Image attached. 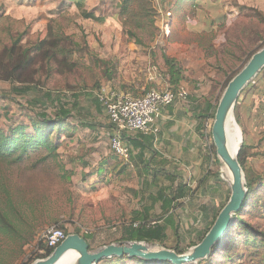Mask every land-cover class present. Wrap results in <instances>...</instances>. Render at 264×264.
Instances as JSON below:
<instances>
[{"label": "rangeland", "instance_id": "rangeland-1", "mask_svg": "<svg viewBox=\"0 0 264 264\" xmlns=\"http://www.w3.org/2000/svg\"><path fill=\"white\" fill-rule=\"evenodd\" d=\"M79 1L0 0V129L9 134L23 125L33 132L32 121L40 116L71 113L69 129L52 137L61 143L57 155L43 148L31 151L20 163L0 158V218L5 215L12 223L9 235L0 231V264L45 259L44 235L51 228L70 234L79 230L90 237L95 251L127 241L124 231L135 222L155 224L159 188L168 182H152L153 176L142 178L133 171L116 177L124 162L111 149L112 125L96 100L99 88L143 95L153 88V73L167 74L165 54L179 63L187 82L216 87L218 106L228 83L264 47V24L257 16H264V0H184L175 6L151 0L143 7L153 23L131 19L144 16L138 3L130 4L128 12L123 0H83L82 7ZM83 12L97 19H85ZM113 14L121 22L105 24ZM22 87L33 90L28 95L13 91ZM251 89L260 91L244 106L243 95ZM263 103L264 70L233 112L242 136L239 155L247 144L246 183L255 187L242 220L253 230L234 227L224 249L198 264H264V128L255 134L258 126L248 127L259 117L264 126ZM213 121L208 123L210 131ZM212 171L219 180L213 175L204 185L182 178L186 198L172 194L178 234L169 230L162 244H149L187 253L201 242L212 222L204 209L212 217L231 196L226 168L215 163ZM138 210L143 217L134 221Z\"/></svg>", "mask_w": 264, "mask_h": 264}, {"label": "crops", "instance_id": "crops-1", "mask_svg": "<svg viewBox=\"0 0 264 264\" xmlns=\"http://www.w3.org/2000/svg\"><path fill=\"white\" fill-rule=\"evenodd\" d=\"M181 1L183 2V0ZM181 1L160 0V3L163 4V6H175L176 2L181 3ZM87 3H85V5H87ZM112 22H116L114 23L115 26L117 23L121 22L118 14H113L112 17L107 18L105 24H110ZM115 28L118 29V27ZM150 79L153 81L152 85L155 89L164 90L171 86L168 74L163 77L155 72L151 75ZM180 86L188 91V99L187 101H176L163 110V114L158 120L160 131L157 136L143 135L137 132L125 133L122 135L123 140L131 148V160L130 164L124 163V167L119 170L116 177H124L126 173L132 171L135 176H141L142 178L153 176L152 182H157L159 179L168 182L167 186H160L159 190L173 186V193H177L178 187L181 186V184L185 186L182 178L185 179L188 177L190 182L193 180L194 183L199 182V184L204 185L212 179L211 176L213 177L214 175L215 177L216 173L212 171L213 166H215L212 147L214 143L212 134L210 135L211 131L208 128V123L213 119L209 116L206 117L205 113L207 105H216L219 91L216 90V87L209 88L201 83L192 81L187 82L186 80H183ZM257 91L260 90L251 89L243 95L244 98L242 101L244 106L250 99L253 100L257 97ZM212 111L213 108H211L209 114H211ZM253 121L254 124L248 125V127L254 128L255 125L258 126V128H254V133L256 134L261 131L262 127L264 128L262 124L263 120L259 117L257 121ZM245 127L246 131H248L247 133L250 134L249 128L247 126ZM108 133L109 138H111L113 135V128ZM139 145L144 146L139 147ZM115 163H118L117 159ZM214 180H216V177ZM190 185L188 184V186ZM214 186L216 187V183H214ZM184 188L186 190V186ZM171 198H173V196H171ZM181 198H186V191L185 197ZM161 206L162 204L160 201L159 215L162 212ZM152 207H154L153 204L150 208ZM175 209L176 204L174 202L173 209L170 211L174 216ZM204 210L207 219L212 220L213 216L211 217L209 212L206 213V209ZM141 211L142 210H138L136 213L138 219L143 217ZM139 223L144 224V222H136V224Z\"/></svg>", "mask_w": 264, "mask_h": 264}, {"label": "water", "instance_id": "water-1", "mask_svg": "<svg viewBox=\"0 0 264 264\" xmlns=\"http://www.w3.org/2000/svg\"><path fill=\"white\" fill-rule=\"evenodd\" d=\"M263 70L264 47L257 51L228 83L217 106L211 134L220 164L227 167L231 173L230 181L226 177L230 184L231 196L199 244L193 246L189 252L182 254L177 253L174 249L156 248L153 244L144 241L117 242L93 251L90 250V245L83 236L71 233L53 249L48 257L32 264H58L68 253L77 256L72 264H100L107 260L123 257L170 264H198L209 259L215 247L226 237L236 215L243 209L248 197L245 173L239 161L240 148L235 154H232L229 149L228 122L229 117L233 116L242 92Z\"/></svg>", "mask_w": 264, "mask_h": 264}, {"label": "trees", "instance_id": "trees-1", "mask_svg": "<svg viewBox=\"0 0 264 264\" xmlns=\"http://www.w3.org/2000/svg\"><path fill=\"white\" fill-rule=\"evenodd\" d=\"M187 1H190V0H187ZM144 2L147 3L148 5L151 4V0H123V2H122L123 10L124 11L128 10V12H130L129 5L138 3L140 11L143 13L142 15H144V16H142V17L133 16V18H131V19H133L134 21L151 19L150 17H145V16H148V11H147L148 9L143 7ZM77 5L82 7L83 6V0H80L77 3ZM257 16L259 17L258 18L259 21L264 24V16L260 13H258ZM83 17L85 19L86 18L97 19L90 12H83ZM224 20H225L224 16H221L222 24L224 23ZM150 22L153 23L154 21L151 19ZM139 23H141V22H137V24H139ZM163 59H164L165 65L168 68L167 74L169 75V83L171 86H173V89H177L180 86L181 82L184 80V74H183L182 68L175 59L170 58L165 54L163 55ZM32 90L33 89L31 87H24V88L22 87V88L13 89V91L16 94H20V95H28L29 93L32 92ZM244 91L242 92V94L244 93ZM45 95L49 99L51 98V93L48 92ZM96 100L98 101V99H96ZM98 103H99V101H98ZM211 108H213V111L211 114H209V111L211 110ZM216 109H217V105H215V106L207 105L206 113H205L206 117L209 116L212 119H214ZM70 114L71 113L69 110H65L62 114L61 113L57 114L54 118H49L46 115H42L37 120L32 121L31 127H32L33 132H28V126H23V125L17 126L13 130H11V132L9 134H5L0 129V158H5V159L12 158L11 162L20 163V162L24 161L25 157H27L31 151H34L37 149H43V148L50 150L52 153L57 155V153L61 147V143L60 142H53L52 137L55 133H63L69 129V128L67 129L66 123L70 118ZM210 135H211V133H210ZM70 137H72V136L70 135ZM143 146L144 145H142V146L139 145V147H143ZM212 147H213V157L215 159V163L219 164L220 162L216 156V151L214 150V145ZM246 147H247V144L246 143L243 144L240 155H239V161H240L244 170H246V169H245V166L243 163V152H244V149ZM216 180H219V178ZM184 187L185 186L183 184H181V186L178 187L177 194L180 197H185V188ZM247 188H248V197H247V200L244 204L243 209L236 215L231 229L227 233L226 237L224 239H222L219 242V244L215 247L210 258L214 257L216 255V253H218L224 249V247L227 244V241L229 239V236L231 234V231L233 230L234 227L239 225L240 227H243L245 230H248V229L250 231L253 230V228H251V226L249 224L245 223L242 220V215L244 214L246 208L250 205V203L252 201V196H254V194H255V187H254V184L252 182H248ZM172 193H173V186L162 188L159 191V199H160L161 204H162V206H161L162 212L158 216V218H156L155 224L139 223L138 226H134V224L136 222L133 223L131 226H129L124 231L125 239L127 241H144L147 243L162 244L168 235L167 234L168 230L173 231L176 235L178 234V228L179 227L176 224L175 216L172 213H170V211L173 209V203H174V199L171 198ZM222 207L223 206H221V208ZM218 215H219V213L217 212L213 216L212 222L210 224L211 226L214 224ZM136 219H138V218H135L134 221ZM142 220H146V219H142ZM140 222L145 223V221H140ZM211 226L205 230V232L201 236L199 242L202 241V239L208 233ZM8 229H12V223L10 222L9 218H7V216L4 215V216H2V218H0V231L4 232L6 235H9L10 233H8V231H7ZM74 233L81 234L79 230L74 231ZM66 234L68 235L70 233L66 232ZM255 235H257V233H255ZM83 237L87 240V242L90 245V237L88 235H86V236L83 235ZM195 245H197V244H195ZM90 250H92L91 245H90ZM174 250L179 254H182L184 252L182 250H179L178 247H175ZM47 251L48 252L45 255V257L49 256L52 253L53 249H50ZM113 260L118 261V262L129 261V262H134L136 264H170L168 262H148V261H142V260L137 259V258H128V257L111 259V261H113ZM102 263H100V264H102ZM28 264H31V262Z\"/></svg>", "mask_w": 264, "mask_h": 264}, {"label": "built area", "instance_id": "built-area-1", "mask_svg": "<svg viewBox=\"0 0 264 264\" xmlns=\"http://www.w3.org/2000/svg\"><path fill=\"white\" fill-rule=\"evenodd\" d=\"M188 91L179 86L177 89L158 90L152 88L141 96L129 92L101 87L96 94L99 103L105 109L113 128L110 146L113 153L125 164H130L131 148L123 140L125 133L137 132L143 135L159 134L158 120L163 110L176 101H187ZM264 116V111H263ZM138 226V224H134ZM67 234L62 229L51 228L45 232L44 241L47 250L56 248Z\"/></svg>", "mask_w": 264, "mask_h": 264}, {"label": "bare ground", "instance_id": "bare-ground-1", "mask_svg": "<svg viewBox=\"0 0 264 264\" xmlns=\"http://www.w3.org/2000/svg\"><path fill=\"white\" fill-rule=\"evenodd\" d=\"M228 141H229V149H230L231 153L235 154L238 151V149L240 148V145L242 142V136H241L240 129H239L238 125L236 124L233 116L229 117ZM225 168H226L225 176L230 181L232 178L231 173L229 172L227 167H225ZM76 257L77 256L75 254L68 253L61 259V261L58 264H72V263H74Z\"/></svg>", "mask_w": 264, "mask_h": 264}]
</instances>
